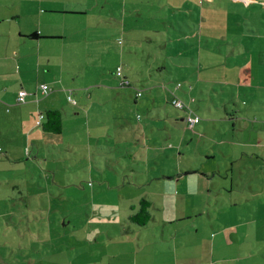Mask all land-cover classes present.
I'll list each match as a JSON object with an SVG mask.
<instances>
[{
  "label": "rangeland",
  "instance_id": "374dc122",
  "mask_svg": "<svg viewBox=\"0 0 264 264\" xmlns=\"http://www.w3.org/2000/svg\"><path fill=\"white\" fill-rule=\"evenodd\" d=\"M259 1L264 6V0ZM203 2L200 6L193 0H77L76 10L88 8L114 17L102 28L95 26V18L82 23L83 17L68 16L72 36L64 47L65 61L59 52L54 57L65 70L56 76L63 82L55 86L58 92L79 90L74 94L79 105L61 98L62 134H44L38 127L40 134L30 135L33 107L23 128L21 124L9 128L5 120L12 115L0 109V264L73 263L70 249L87 245L94 231H113L114 221L122 219L120 212L114 219L118 186L121 194L133 185L145 187L155 176L187 170L194 158L204 159L195 163L199 168L215 171L216 178L208 182L215 195L223 186L229 189L232 160L224 159L219 150L230 153L235 144L220 142L232 141L233 125L234 136L240 137L236 141L245 143L254 142L255 135L250 134L254 127L256 134L264 129V26L258 16L254 20L239 14L242 3ZM244 22L251 23L257 38L243 32ZM120 67L124 77L115 74ZM46 74L37 76L31 70L20 74L1 63L0 91L5 92L8 81L12 85L5 102L12 105L11 97L24 80L25 89L37 87ZM124 78L129 86L121 85ZM51 95L40 98L50 102L61 97ZM174 97L202 123L190 129L179 119L184 111L171 104ZM233 112L243 118L241 123L232 122ZM135 136L148 145L130 148L140 140ZM210 152L216 159L209 165ZM244 157L248 168L240 173L234 168L238 188L248 196L239 215L249 222L251 214L255 222L241 230L248 240L261 242L263 250L264 162ZM253 176L259 177L251 181ZM257 191L263 193L261 205L251 201ZM251 206L256 214L248 212ZM258 252L257 257L262 254Z\"/></svg>",
  "mask_w": 264,
  "mask_h": 264
},
{
  "label": "crops",
  "instance_id": "0c3cea01",
  "mask_svg": "<svg viewBox=\"0 0 264 264\" xmlns=\"http://www.w3.org/2000/svg\"><path fill=\"white\" fill-rule=\"evenodd\" d=\"M78 1L80 3V0ZM193 1L200 6L204 3L203 0ZM213 1L209 0V4ZM230 1L242 3L244 8L239 14H242L246 19L252 15L254 20L258 16L261 19L259 22L264 26V19H262L264 6H260L259 0ZM76 3L77 0H0V53L4 54V57L0 56V65L7 62L11 68L17 69L20 74L28 73V70H31L40 76L43 71L47 72L45 81L37 87L29 86L28 89H25L24 80L22 84L25 87L22 86L19 92H15L14 96L11 97V106L5 102L10 91L8 86L12 87L9 81L7 82L8 86L4 89L5 92L0 91L1 112H4L5 115H12V117L6 116L5 120L8 122L9 128L18 124H21L20 127L23 128L28 112L33 107L34 110L31 113L34 122H31L28 132L33 135L40 128L42 133L50 134L45 133L42 126L37 124L39 116L45 115L50 110H55L59 111L63 119V101L61 98L70 103L68 98L71 97V100L79 105L74 99V94L79 90L70 88L66 90V93L58 92L60 88L55 86L56 82H63L62 79L58 80L56 76L63 75L65 70L63 71L64 64L57 65L54 57L57 58V52H59L61 61H65L64 52L67 54L68 51L64 47L68 37L72 36L69 33L68 16L83 17L82 23L86 18L89 23H91L92 18H95L94 22L97 21L95 26L106 28L110 24L108 20L114 15L105 14L104 17L99 14V11L94 13L88 8L76 10L73 8ZM244 24L247 28L243 32L247 30L250 34L248 35L253 38L259 36L251 23L244 22ZM238 26L241 27L242 25ZM23 77L21 75L22 79H24ZM0 84L2 85L3 82ZM42 85L49 87L48 94L42 93L40 88ZM22 90H25L28 96L24 103H18L17 99ZM51 94H57L56 97L58 98L61 97L57 101L54 98L50 102H47V99L42 100ZM41 96L44 97L40 98ZM91 98L92 95L90 94ZM60 100L61 103L58 102ZM185 116H187L186 112L178 118L189 127ZM230 119L232 122L236 120L239 123L243 120L236 114ZM201 123L200 120L198 125ZM249 127L251 126L247 125L245 128L250 129ZM232 128V136L230 137L232 141L224 140L220 143H227L228 146H231V143L235 144V151L226 153L219 150L224 159L232 160L230 166L228 165V170L231 173L229 189L226 188L227 185L223 186L219 196H217L208 187V182L212 178H216V173L212 171L213 174H211L195 164L204 161L202 157L194 158V161L188 163L191 166L187 170L179 169L174 173L168 171L163 176H155L150 179V182L154 184L148 183L145 187L142 184L138 185L139 187L133 185L126 194H121V188L118 186V190L115 192L114 219L118 212H120L122 219L119 223L118 220L114 221L113 231H94L93 234L91 233L90 240L85 242L87 245H81L75 250L70 249V255L74 254L75 256L74 262L71 264H264V246L261 250V242L258 240L255 241L256 243L253 242L254 238L248 240L246 232L241 230L242 226L251 225L252 220L255 222V218L253 216L251 218L250 214L248 215L249 222L242 221L243 217L239 213L243 207V200L248 196L247 191L238 188L240 186L239 179L234 178V168L238 169V173L248 168L245 166L247 163L244 159L245 155L255 156L256 159L264 162V129H257V134L255 127L253 130L250 129V134L255 135L254 142L249 140L245 143L242 140L236 141L240 137L239 135L234 136L235 125ZM240 128L244 129L242 125ZM199 132L201 131L198 130L197 133ZM89 133L91 134V131ZM38 134L40 133L38 132L36 135ZM135 138L140 139L137 136ZM134 142L130 148L137 146L140 149L143 144L148 145L142 139ZM221 147V149L224 148ZM199 155H203L202 150H200ZM215 159L216 155L213 152L206 156V162L209 165L214 163ZM256 177L253 176L251 181ZM222 193L225 197L220 196ZM152 194H154V198L150 197ZM214 199L216 200L215 203ZM262 199L263 193L261 191H257L251 197L252 202L260 205ZM142 200L151 204L149 212L152 218L145 226L129 221L130 216L139 211ZM95 201H98L97 195H95ZM255 209V206H251L248 212L256 214ZM124 217H126L125 220ZM259 220L261 223V217ZM125 221L127 222L124 223ZM215 228L220 230L214 234L212 230ZM48 250L47 254L51 252V248ZM258 251H261L262 254L257 257Z\"/></svg>",
  "mask_w": 264,
  "mask_h": 264
},
{
  "label": "trees",
  "instance_id": "16d2710c",
  "mask_svg": "<svg viewBox=\"0 0 264 264\" xmlns=\"http://www.w3.org/2000/svg\"><path fill=\"white\" fill-rule=\"evenodd\" d=\"M121 69L122 68L120 67L119 70L121 71V76H117V72H115L117 77H124ZM129 84H131V83H129L127 78H124L123 84H121V85L122 86H129ZM177 87L179 88L180 85L177 86ZM138 93H139V91L137 92V97H139ZM175 99H178V98L174 97L173 101H175ZM173 101L171 102V104L175 107V109L183 110L184 112H186L187 116L189 115L190 111L187 108L178 109L174 105ZM43 116H44V121L41 124L42 130L45 133H50V134H54V135H60L62 133L64 125H63L62 116L59 113V111L50 110V111L46 112L45 115H43ZM187 116H185V120H186ZM150 206H151L150 203H148L145 200H142L139 211L137 212V214L130 216L129 221L134 223V224L145 226V224H147V222L150 221L151 218H152V215L149 212V207Z\"/></svg>",
  "mask_w": 264,
  "mask_h": 264
},
{
  "label": "built area",
  "instance_id": "2783aa9c",
  "mask_svg": "<svg viewBox=\"0 0 264 264\" xmlns=\"http://www.w3.org/2000/svg\"><path fill=\"white\" fill-rule=\"evenodd\" d=\"M117 76H121V71L119 69L117 71ZM40 88L42 89L43 94H48L49 93L50 89H49V87L47 85H42ZM141 95H142V93L139 91L138 96L140 97ZM27 96H28V93L25 92V90H22L19 93L17 102L18 103H24L25 99L27 98ZM68 99H69L70 103L75 104V102H73L71 100V97H69ZM173 103L176 106V108H178V109L187 108L190 111L189 115L186 117V122L188 123L190 129L195 128V126L200 122L199 116L194 115V113L190 110V108H188V105L183 103L182 100L175 99V101H173ZM43 120H44V116L40 115L39 119L37 121V124L40 126L42 124Z\"/></svg>",
  "mask_w": 264,
  "mask_h": 264
}]
</instances>
